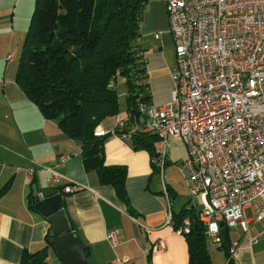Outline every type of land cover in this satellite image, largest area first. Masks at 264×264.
I'll return each mask as SVG.
<instances>
[{
  "label": "crops",
  "instance_id": "crops-1",
  "mask_svg": "<svg viewBox=\"0 0 264 264\" xmlns=\"http://www.w3.org/2000/svg\"><path fill=\"white\" fill-rule=\"evenodd\" d=\"M33 4L34 0H0V189L8 184L0 193V264H18L23 250L35 252L43 247L47 264L62 263L51 244L52 226L45 212L33 207L30 186L54 185L61 193L66 182L78 189L61 193V209L70 219L80 245L87 248L85 264H113L118 257H126L125 264H186L185 240L165 224L166 202L161 194L164 185L173 215L183 207L198 212V198L190 203L185 199L183 176L179 182L163 178L165 167L170 163L177 166L185 158L177 161L167 157L159 176L149 153L133 150L131 140L105 139L104 163L126 169L125 204L112 186L100 185L94 172L83 170L78 145L60 131L55 121L44 119L15 83ZM137 34L134 44L144 70L137 84L145 87L150 104L160 106L169 99L168 74L174 64L164 0H146ZM119 80L127 85L123 77L115 82ZM118 87L117 112L108 117L112 125H105L108 118L98 125L104 131H109L115 119L123 118L127 110L128 89L121 84ZM31 167L34 171L28 179L25 170ZM46 169L60 176L56 182L47 181L50 173ZM244 218L248 221L246 233L238 227L226 230L228 248H234L232 254L205 240L209 264H264V239L249 242L264 230V220L253 221L248 209L244 210ZM108 233L115 236L114 246L106 239ZM159 239L164 250L154 252L152 246Z\"/></svg>",
  "mask_w": 264,
  "mask_h": 264
},
{
  "label": "built area",
  "instance_id": "built-area-1",
  "mask_svg": "<svg viewBox=\"0 0 264 264\" xmlns=\"http://www.w3.org/2000/svg\"><path fill=\"white\" fill-rule=\"evenodd\" d=\"M164 2L174 50L168 101L160 106L137 102L135 117L126 110L109 131L96 127L93 135L121 141L137 133L155 137L156 155L150 161L159 176L170 143L180 142L186 156L177 167L189 199L199 200L197 218L205 238L222 248L221 227L247 232L244 210L253 221L264 220V0ZM46 170L47 181L60 177ZM33 171L25 170L28 179ZM77 189L66 182L62 192ZM161 189L165 224L174 234L186 235L189 219L171 225L168 194L164 185ZM257 238L264 239V230L249 242ZM106 239L115 245L114 234ZM164 247L159 239L152 250ZM127 261L118 257L113 264Z\"/></svg>",
  "mask_w": 264,
  "mask_h": 264
},
{
  "label": "trees",
  "instance_id": "trees-1",
  "mask_svg": "<svg viewBox=\"0 0 264 264\" xmlns=\"http://www.w3.org/2000/svg\"><path fill=\"white\" fill-rule=\"evenodd\" d=\"M145 2L34 0L14 78L40 115L55 121L78 145L83 170L94 172L100 185L112 186L125 204L126 169L104 163L102 147L107 138L95 137L93 131L117 112L113 87L117 77L127 82V110L133 117L135 104L149 100L145 87L137 84L144 70L134 44ZM130 140L133 150H144L150 158L156 155L155 137L137 133ZM7 187L5 184L0 193ZM184 217L190 221L189 232L182 236L187 247L186 264H209L197 213L183 207L171 214V225L176 228ZM18 264H47L45 248L23 250Z\"/></svg>",
  "mask_w": 264,
  "mask_h": 264
},
{
  "label": "water",
  "instance_id": "water-1",
  "mask_svg": "<svg viewBox=\"0 0 264 264\" xmlns=\"http://www.w3.org/2000/svg\"><path fill=\"white\" fill-rule=\"evenodd\" d=\"M31 200L36 211H44L47 221L51 224V244L56 254L61 258V264H85L88 256L87 248H83L73 225L62 208V195L54 185L41 187L32 184L30 186ZM46 210V211H45ZM219 236L223 249L227 250L226 229L221 227Z\"/></svg>",
  "mask_w": 264,
  "mask_h": 264
},
{
  "label": "rangeland",
  "instance_id": "rangeland-1",
  "mask_svg": "<svg viewBox=\"0 0 264 264\" xmlns=\"http://www.w3.org/2000/svg\"><path fill=\"white\" fill-rule=\"evenodd\" d=\"M118 84H121V86L124 87V89L127 88L126 83L124 81H120L119 80L118 82H115L114 85H113L115 91H118V89H119ZM124 101H125V99H124ZM105 119H107V118H105ZM105 125H107V126L112 125L111 119L108 118L105 121ZM107 139H109V138H107ZM127 141H129V140H127ZM168 149L169 150H167L168 154L166 155V160H167V157L169 159H174V160H177V161L178 160H183L185 158V152H184L185 149H184V146L181 143L175 145L173 142H171ZM176 167H177L176 164L172 165V163H170L169 167H165L164 168L163 178L165 179V181L172 180V181H175V182H179L181 180L182 175L179 172V169H177ZM167 168H170V169L167 170ZM182 181H183V178H182ZM160 182H161V180H160ZM160 182H159V185H160ZM185 199H186L187 202H189V200H190L187 192L185 194ZM196 206L197 207L199 206V209H200V205L198 203H197Z\"/></svg>",
  "mask_w": 264,
  "mask_h": 264
}]
</instances>
